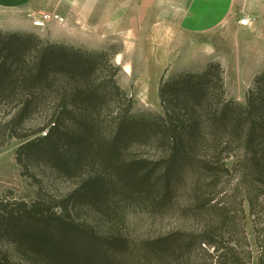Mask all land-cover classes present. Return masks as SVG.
<instances>
[{
	"label": "rangeland",
	"instance_id": "374dc122",
	"mask_svg": "<svg viewBox=\"0 0 264 264\" xmlns=\"http://www.w3.org/2000/svg\"><path fill=\"white\" fill-rule=\"evenodd\" d=\"M129 17L127 15L121 22V27L128 29L132 26ZM55 24L49 22L45 27H35L29 32H0L3 35H31L44 43L80 50L99 58L46 59L52 71L51 82L34 89L22 87L20 98L0 104V212L2 208L14 209L16 203L30 205L39 202L46 210L65 214L68 220L78 225V230L88 232L84 243L87 247L95 244L102 252L103 260L109 264H194L195 261L209 264L213 249L204 244L200 247L199 236L204 227L214 226L212 220L223 219L211 209L204 216L196 211L201 204L199 193L195 192L200 177L197 174L172 173L168 188L163 176L171 169L167 163L158 165L162 148L149 137L140 139L134 135L120 143L117 146L118 159L107 160L101 153L97 160L99 165H103V170L90 167L71 176L57 167V160L40 155L44 148L42 145L32 153L24 151L19 156L18 151L26 142L45 136L42 130L48 127L53 115L70 130L95 122L103 124L109 134L118 122V114L129 108V99L132 100L134 119L158 117L163 113L159 93L162 82L184 73L202 74L210 65L221 66L227 99L245 106L255 79L264 72V58L256 55L248 58L245 53L234 55L219 47L216 48L217 56L210 57L207 46L194 48L191 40L187 39L184 40L186 45L178 47H153L152 51L159 53L157 58L153 53L146 55L144 31L140 26L137 30L121 29L114 34L106 33V45H111L90 51L67 43L68 24L65 19L63 23ZM74 33L79 34L80 31ZM7 55V51H0V56ZM33 58L40 56L32 50L21 59L27 68H33L36 65ZM2 59L9 60L18 68V59ZM88 86L98 92L99 101L87 102L83 92ZM22 105L29 108L28 113L9 123ZM91 112L101 113L99 121L93 115L91 119L88 114ZM97 142H101L102 149L107 152L105 146L111 145L113 139L100 138ZM236 162L237 159L227 162L229 174L223 176L219 188L206 191L204 200H214L210 206L219 204L218 210L230 213V220H243L234 235L238 250L244 255L251 252L252 264H264V228L256 230L254 220L258 218L250 214L245 200L249 194L260 196L258 212L264 218V190L249 193L246 184L238 186L241 175L239 165L235 168ZM134 167H138L141 173L152 174L154 170L156 175L153 173L148 187H133L128 184L129 180L125 182L128 175L124 171L130 174ZM119 175L123 179L124 191L115 183ZM94 177H101L108 189V194L105 192L102 195L104 199L96 204L83 197L84 186ZM244 231L248 243L244 240ZM186 234L193 240L191 251H187L182 241ZM161 238L167 240V252L159 258L152 249V243ZM1 254L7 255L12 263H27L4 239H0Z\"/></svg>",
	"mask_w": 264,
	"mask_h": 264
},
{
	"label": "trees",
	"instance_id": "16d2710c",
	"mask_svg": "<svg viewBox=\"0 0 264 264\" xmlns=\"http://www.w3.org/2000/svg\"><path fill=\"white\" fill-rule=\"evenodd\" d=\"M0 46V51L8 52L6 57L0 56V104L20 98L22 87L34 89L51 82L52 71L46 59L99 58L98 55L80 50L44 43L31 35H3L2 31ZM32 50L40 58H33L36 65L27 68L21 58H26V53ZM2 58L18 59V68ZM159 93L162 115L152 119H134L132 100L129 99V108L125 113L118 114V122L111 134L106 132L103 124L95 122L84 128L70 130L60 118L53 115L48 121L49 129L45 127L42 130L45 136L26 142L18 154L20 156L24 151L32 153L37 146L42 145L44 148L40 155L57 160V167L71 176L90 167L103 170V165H99L97 160L101 153L107 160L118 159L117 146L120 143L134 135L140 139L149 137L162 148L158 165L167 163L171 169L163 176L168 188L172 173L197 174L200 177L195 192L199 193L201 204L196 211L204 216L211 209L223 219L212 220L214 226L204 227L199 236L200 247L204 244L213 249L209 264H252V253L242 254L234 238L236 227L243 220H230V213L218 210L220 205L217 203L210 206L214 200H204V196L219 188L223 176L229 174L227 162L230 159H237L235 168L237 165L240 167L238 186L246 184L249 193L264 190V72L255 79L245 106L227 99L224 73L219 65H210L202 74L184 73L162 82ZM83 96L87 102H95L96 99L99 101L100 95L88 86ZM28 110L27 106L22 105L17 116L9 123L25 116ZM88 114L91 119L95 116L98 121L101 117L100 112ZM100 138L113 139L111 145L105 146L107 152L102 149L101 142H97ZM131 169L130 174L124 171L128 175L124 180H129L128 184L133 187H148L156 175L154 170L151 174L141 173L138 167ZM96 177L90 178L91 181L83 188V197L95 204L104 199L102 195L105 192L108 194L107 183L101 177ZM115 183L122 191L125 190L120 175ZM245 200L249 204L250 214L258 218L254 220L256 230L264 228V218L258 212L261 197L249 194ZM14 206L12 210L2 208L0 212V239L7 240L23 256L26 264H109L103 260L102 252L95 244L86 246L84 239L88 237V232L78 230V225L68 220L65 214L46 210L39 202L30 205L21 202ZM102 212L107 215L106 211ZM190 236L186 234L182 238L187 251L193 249ZM244 240L248 243L246 231ZM152 244L159 258L167 252L166 239H158ZM0 264L15 263L7 255L1 254ZM194 264L205 263L195 261Z\"/></svg>",
	"mask_w": 264,
	"mask_h": 264
},
{
	"label": "crops",
	"instance_id": "0c3cea01",
	"mask_svg": "<svg viewBox=\"0 0 264 264\" xmlns=\"http://www.w3.org/2000/svg\"><path fill=\"white\" fill-rule=\"evenodd\" d=\"M48 14L64 16L68 44L90 51L111 45L106 33L140 26L146 55L157 58L153 47H178L185 39L194 48L207 46L210 57L219 47L264 58V0H0V30L33 31L32 16ZM127 15L132 26L125 29L121 22ZM244 16L252 19L250 28L240 25Z\"/></svg>",
	"mask_w": 264,
	"mask_h": 264
},
{
	"label": "built area",
	"instance_id": "2783aa9c",
	"mask_svg": "<svg viewBox=\"0 0 264 264\" xmlns=\"http://www.w3.org/2000/svg\"><path fill=\"white\" fill-rule=\"evenodd\" d=\"M32 17H33V24L35 27H45V24L49 22H56V23L64 22V19L58 14L40 15V16H32ZM239 23L243 27L250 28L252 26V19L248 16H244Z\"/></svg>",
	"mask_w": 264,
	"mask_h": 264
}]
</instances>
